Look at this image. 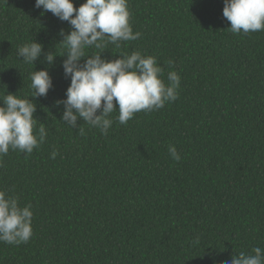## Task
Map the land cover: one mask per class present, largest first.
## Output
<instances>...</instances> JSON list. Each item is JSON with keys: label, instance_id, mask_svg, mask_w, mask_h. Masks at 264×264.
Returning a JSON list of instances; mask_svg holds the SVG:
<instances>
[{"label": "trees", "instance_id": "obj_1", "mask_svg": "<svg viewBox=\"0 0 264 264\" xmlns=\"http://www.w3.org/2000/svg\"><path fill=\"white\" fill-rule=\"evenodd\" d=\"M34 5L0 0V98L32 99L36 129H47L32 153L0 157V190L34 213L27 243L0 241V264H225L264 249V31L232 33L224 0H128L141 37L86 55L154 56L165 83L179 74L178 99L126 124L114 111L103 135L82 118L60 121L54 102L70 78L59 33L72 29ZM32 41L43 53L29 64L17 49ZM43 69L53 87L32 98L30 75Z\"/></svg>", "mask_w": 264, "mask_h": 264}, {"label": "clouds", "instance_id": "obj_2", "mask_svg": "<svg viewBox=\"0 0 264 264\" xmlns=\"http://www.w3.org/2000/svg\"><path fill=\"white\" fill-rule=\"evenodd\" d=\"M34 7L50 11L60 21L68 22L72 29L67 34L63 29L59 33L63 37L59 43L66 48L61 55L66 57L62 67L70 84L66 98L54 102L58 107L63 105L60 121L66 125L75 128L78 118H82L84 123L107 135L114 111L119 112V123L126 124L138 112L158 110L178 99L179 74L169 71L165 83L164 68L154 56L139 51L121 54L112 60L102 58V52L86 55L87 48H101L105 40L120 48L121 42L141 37L139 31L133 32L130 24L128 0H85L79 7L74 6L73 0H35ZM223 16L230 22L234 34L264 31V0H224ZM42 53L43 45L36 41L17 49V55L29 64H34ZM55 57L50 51L44 54L48 64H52ZM82 58H85L83 63ZM167 63L171 65L172 62ZM30 80L32 98L46 97L53 87L46 69L31 73ZM0 101V157L10 150L32 153L47 136L43 123L36 129V104L32 99L19 98L12 93ZM79 129L83 134L80 126ZM168 152L174 160L181 159L174 145L169 146ZM57 154L53 151L51 157L55 159ZM33 215L31 204L21 207L18 197L0 190V241L27 243L33 236ZM252 253L240 252L225 264H264V249L256 247Z\"/></svg>", "mask_w": 264, "mask_h": 264}]
</instances>
